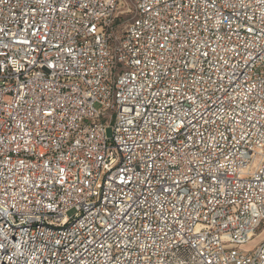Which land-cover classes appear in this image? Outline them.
I'll list each match as a JSON object with an SVG mask.
<instances>
[{
	"label": "built area",
	"instance_id": "obj_1",
	"mask_svg": "<svg viewBox=\"0 0 264 264\" xmlns=\"http://www.w3.org/2000/svg\"><path fill=\"white\" fill-rule=\"evenodd\" d=\"M263 226L264 0H0V264H264Z\"/></svg>",
	"mask_w": 264,
	"mask_h": 264
},
{
	"label": "rangeland",
	"instance_id": "obj_2",
	"mask_svg": "<svg viewBox=\"0 0 264 264\" xmlns=\"http://www.w3.org/2000/svg\"><path fill=\"white\" fill-rule=\"evenodd\" d=\"M97 106V105H96ZM107 134H110V130L107 129ZM264 239V226L261 227L258 232L256 233V235L247 243L243 246V249H252L255 244L257 242H259L260 240Z\"/></svg>",
	"mask_w": 264,
	"mask_h": 264
}]
</instances>
